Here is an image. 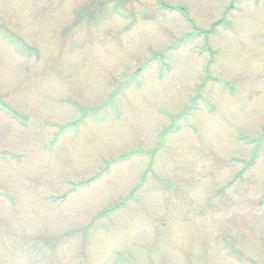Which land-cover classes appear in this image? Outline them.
<instances>
[{
    "label": "rangeland",
    "instance_id": "1",
    "mask_svg": "<svg viewBox=\"0 0 264 264\" xmlns=\"http://www.w3.org/2000/svg\"><path fill=\"white\" fill-rule=\"evenodd\" d=\"M0 264H264V0H0Z\"/></svg>",
    "mask_w": 264,
    "mask_h": 264
}]
</instances>
